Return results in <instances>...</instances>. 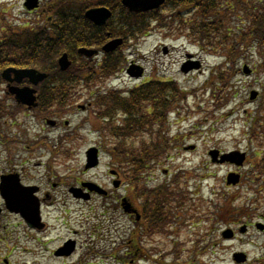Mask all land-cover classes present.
Segmentation results:
<instances>
[{
	"label": "rangeland",
	"instance_id": "374dc122",
	"mask_svg": "<svg viewBox=\"0 0 264 264\" xmlns=\"http://www.w3.org/2000/svg\"><path fill=\"white\" fill-rule=\"evenodd\" d=\"M25 1L0 0V17L12 27L30 22L35 26L45 25L47 14L40 20H33L39 15H30L24 7ZM79 1V4H83L81 0ZM179 9L174 7V10H169L168 7L153 15L161 26L154 22L152 31L146 37L127 40L120 52L125 60L121 72L112 77L99 74L101 78L97 81L101 83L100 88L104 91L107 89H119L118 92L124 89L131 91L144 82L152 81L161 85L163 88L161 94L165 97L170 96L168 91L174 92L175 88H169L172 84L160 82L177 83L179 89L184 91L185 99L181 102L171 97V109L176 112L165 114L164 134L172 142L170 154L156 164L155 170L148 176L147 183L149 186L158 187L177 178L178 182L174 187L178 192L190 197V201L185 205V210L189 214L185 215L183 211L176 210L178 215L171 229L172 234L156 237L151 241L152 244L142 243L141 250L129 249L116 253L124 241L121 239L119 243L116 240L119 244L110 246L114 252L109 255L113 254V257H105L104 249L99 251L100 256L94 257V262L97 260L95 264H235L233 256L236 253H243L248 258L246 264H264V232L256 229L257 223H264L261 220L264 219V173L259 169L264 168V133L259 131V128H252L249 122L253 118L251 112L261 104L260 100H251V97L252 92L256 91L260 95L264 90V70L257 67L260 62L256 53L248 59L240 60L235 69L220 67L225 58L213 51L202 50L191 34L190 27L197 20L198 11L193 8H191L193 11ZM180 13L182 19L178 21L177 15ZM170 23L177 25L174 32L168 26ZM236 25H239L238 19L233 23V26ZM99 58L95 60V64L99 63L101 60ZM192 60L201 62V67L192 66L191 72L184 73L182 67ZM131 63L144 69L143 78L134 79L126 75L125 71ZM245 65L253 71L252 75L244 74ZM75 92L81 93L83 90L76 89ZM64 120L70 123L69 128L62 126L57 133H50V140L57 143V137L64 131L78 130L80 138L76 141L75 148L70 149L69 153L66 148L61 150L53 160V151L48 145L38 148L34 146L33 161H41L39 157L44 155L41 172L47 174L50 170L48 179L60 177L64 184L66 182L65 188L59 186L58 190L66 191L72 183L70 180L79 177L108 183L109 168L112 165V158L108 152L102 153L101 164L97 169L88 173L84 171L87 149L103 141L96 132L99 121L92 112L83 114L77 110L64 116ZM26 127H29L30 140L40 134L35 120ZM16 129L9 127L11 131ZM48 130L51 131V128ZM106 144L111 145L109 141H106ZM136 148H140L138 143ZM213 149L222 152H246L247 160L244 167L237 169L230 164L223 166L212 164L209 152ZM38 171L34 168V175H37ZM230 172L241 175L239 185L233 187L226 185V178ZM69 175L74 177L71 179ZM46 187L50 191L53 189L51 183ZM226 198L228 202L225 204ZM67 202L69 204L64 211L68 214L66 221L70 223L63 227L58 225L63 236L67 237L72 229L78 230L83 233V237L80 238L81 245L88 248L92 243H95V246L98 242H106V239L110 240L115 235L113 232L109 237L103 232L99 238L93 239L91 231L96 232V235L98 231L93 228L86 230V225L82 228L80 220L83 219L70 213L79 209L88 219L101 220L105 200H95L88 205L81 204L82 207ZM10 224L7 218L2 225ZM245 225L249 227V231L248 234L242 235L239 230ZM114 228L122 230L125 227L124 224L120 226L114 224ZM103 229L105 230V225ZM229 229L235 232L233 240L223 238V233ZM1 235H4L5 240ZM1 235V260L3 255L9 254L10 247L14 246L16 248L12 255L13 259L32 261V256L28 254L31 250L22 244L9 243L10 231L6 234L3 230ZM16 236H21L19 241L26 240L21 230ZM113 241L115 243V238ZM133 243L134 245L126 244L137 246V242ZM96 251L98 252L97 246ZM127 253L132 255V259H128ZM37 260L43 262L42 255L37 256ZM70 261L67 260L66 264Z\"/></svg>",
	"mask_w": 264,
	"mask_h": 264
},
{
	"label": "trees",
	"instance_id": "16d2710c",
	"mask_svg": "<svg viewBox=\"0 0 264 264\" xmlns=\"http://www.w3.org/2000/svg\"><path fill=\"white\" fill-rule=\"evenodd\" d=\"M81 1L83 4H79V0H49L45 13L47 17L53 18L50 31L0 30V63L10 60L15 65L37 68L48 73V81L69 82L64 78L67 73L58 70L57 59L61 52L68 51L77 56L80 46L101 48L112 37L125 40L144 37L152 31L154 22L161 26L153 16L157 12L132 14L121 5V0H99L93 3ZM181 2V5L198 11L197 20L190 27L191 34L202 50L213 51L225 58L220 67L235 69L240 60L248 59L256 53L260 62L257 67L264 70V0ZM101 5L110 7L114 12L113 19L106 27H96L84 17L86 10ZM236 19L239 25L233 26ZM174 25L170 23L168 26L173 28ZM83 59L86 65L80 66V76L87 79H82V82L91 81L94 75L99 74L112 77L122 63V57L115 53L105 56L97 68L92 61ZM51 91L56 94L60 92L59 89ZM162 91L151 83L132 91L128 98L117 93L98 97L94 105L93 112L99 115L97 119L101 122L100 130L115 140L116 146L110 155L121 169L128 168L131 185L135 187V197L139 195L138 181L141 173L145 172L148 177L155 170L156 164L169 155L172 149L171 142L164 134L167 109L164 102L171 97L163 96ZM258 100L261 104L251 119V127L255 129L264 125V90ZM147 102L152 105L148 106ZM147 138L151 140L147 141ZM137 143L140 148H136ZM259 169L264 173V168ZM165 188L163 185L152 189L150 197L169 196ZM182 195L180 193L178 197ZM224 202L226 204L228 199Z\"/></svg>",
	"mask_w": 264,
	"mask_h": 264
},
{
	"label": "flooded vegetation",
	"instance_id": "af4514ba",
	"mask_svg": "<svg viewBox=\"0 0 264 264\" xmlns=\"http://www.w3.org/2000/svg\"><path fill=\"white\" fill-rule=\"evenodd\" d=\"M84 86H89V84H84ZM82 87L83 84H80V82L44 81L36 86L29 80L0 82V184L3 179L14 177L21 186L36 189L33 194L13 195V197H29L32 200L36 212L34 219L29 214L25 218L21 213L9 212L4 209V203L1 200L3 196L0 194V207L3 208L0 211V231L10 229V244H22L25 248L31 250L28 254L33 258L31 262L20 258L13 259L12 255L16 248L13 246L8 256L2 257V260L0 258V264H66L68 259L71 260V263L68 264H94V257L97 256V253L94 248L87 249L81 245L80 238L83 237V233L78 230H71L68 232V236L65 237L58 226L62 225L63 227L70 222L65 219L64 209L69 204L67 201L72 202L75 200L80 206L81 204L88 205L99 199L105 200L107 207L105 205L103 207L107 209V213L113 218L115 224L119 226L124 224L123 231L125 233L130 231L131 226L137 227L135 233L138 235L139 242L137 246L140 249L143 247L142 243H151L155 239L151 236L155 232L165 236L173 232L171 229L175 223L178 204L176 195L171 193L169 196L150 197L146 193V190H150L146 188L143 176H139L138 197L133 196L135 187L130 184L128 175L126 179L121 180L118 171L111 172L110 181L104 184L107 186L99 184L93 179L83 180L80 177L73 178L74 176L69 175L73 179L70 180V183L71 181L72 183L65 191L58 190L59 186H64V188L66 186V182L64 184L60 177L48 179L50 170L47 174L41 172L44 155H40L39 159L41 161H33L34 146L37 148L47 147L45 145L50 142V132L47 129L49 125L52 127L51 130L53 131L51 132L53 134L57 133L62 126L69 127L68 122H64L61 118L65 113V109L68 110V113L71 112L70 107L65 108V103L70 101V96L74 94L71 88L81 89ZM32 89L35 90V106H29L32 102L27 98ZM54 89H59L60 92L56 94L51 91ZM64 89L68 90L64 91ZM81 94L78 93V96ZM76 99L73 98L74 101ZM91 106V102L83 105L76 104L74 109H80L86 113L91 109ZM32 120L36 121L40 132L35 143L30 141L29 127H26L29 123L31 124ZM9 127L17 129L11 131ZM75 132L64 131L57 137V140L66 136H75ZM63 144L64 141L61 139L59 148L49 145L54 153L53 160L57 158L61 150L65 149V146H62ZM74 144L75 142L68 144V150L74 149ZM98 149L100 150V148ZM34 168L39 170L37 175H34ZM52 180L55 181L52 182ZM49 183L53 188L51 191L46 187ZM90 183L98 184L105 193L91 192L88 186ZM73 188L81 190L79 197L82 198H73L76 197L71 191ZM170 190L173 191L172 188ZM85 197L89 200H85ZM185 197H188V195ZM7 218L10 220V227L2 225V222ZM84 220L88 224L86 230L88 228L96 229L92 225L94 219L85 218ZM19 230L26 237L25 241H19L21 236H16ZM91 233L94 236L93 239H95L96 232L91 231ZM133 242L135 240L131 238V241L127 243L134 245ZM111 244L107 240L106 242H100V244L97 243V247H101V250L106 249L105 256L108 257ZM39 255H42L43 262L37 260Z\"/></svg>",
	"mask_w": 264,
	"mask_h": 264
},
{
	"label": "water",
	"instance_id": "95a60500",
	"mask_svg": "<svg viewBox=\"0 0 264 264\" xmlns=\"http://www.w3.org/2000/svg\"><path fill=\"white\" fill-rule=\"evenodd\" d=\"M164 1L165 0H123V4H124V6H126L129 9L130 12H147L149 10H154V9L159 8L164 3ZM35 3H36V0H29L27 6H29V5L35 6ZM86 17L98 25H104L106 23V20L111 17V12L105 8L95 9V10L89 11L86 14ZM121 43H122V41L113 42V43L109 44L108 46H106L104 48V50L107 52L112 51ZM82 52L87 54L88 56H91L94 54V52H87V51H82ZM60 65L62 67V70H66L69 66L68 63H65V59H63L60 62ZM23 73L36 75V72H34V71H29V72H20L19 71V72H16V75H20ZM44 78H45V76L41 75L37 78V80H41ZM16 80H21V79L18 77V78H16ZM252 97L255 98L256 94L253 93ZM210 155L213 158V162H219V163L230 162V163L236 164L237 166H242L243 162L245 160V155H241L239 153H231V154L222 155L220 160H218V157L220 155V153L218 151H213L210 153ZM89 157H90V161H91L90 166H92V167L96 166L97 165L96 153L91 152V154H89ZM239 180H240V176L231 174L228 177V184L229 185H231V184L236 185L239 183ZM90 187L96 188L93 185H90ZM1 191L4 194L3 188H1ZM4 198L8 201L7 197H4ZM258 227L261 228V226H258ZM224 237L225 238L233 237L232 231L225 232ZM234 258H235V261L237 263H242L246 260V257L242 254H236L234 256Z\"/></svg>",
	"mask_w": 264,
	"mask_h": 264
}]
</instances>
